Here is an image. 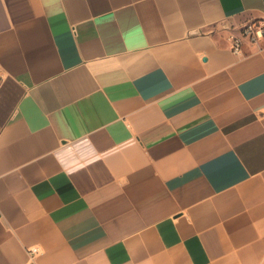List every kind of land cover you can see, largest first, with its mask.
Instances as JSON below:
<instances>
[{"label":"crops","instance_id":"0c3cea01","mask_svg":"<svg viewBox=\"0 0 264 264\" xmlns=\"http://www.w3.org/2000/svg\"><path fill=\"white\" fill-rule=\"evenodd\" d=\"M262 18L0 0V264H264Z\"/></svg>","mask_w":264,"mask_h":264},{"label":"built area","instance_id":"2783aa9c","mask_svg":"<svg viewBox=\"0 0 264 264\" xmlns=\"http://www.w3.org/2000/svg\"><path fill=\"white\" fill-rule=\"evenodd\" d=\"M245 37L250 38L252 41L264 39V18L244 23L240 35H234L231 37V48L235 53L242 52V44ZM28 251L30 254L37 253L39 247H29Z\"/></svg>","mask_w":264,"mask_h":264}]
</instances>
